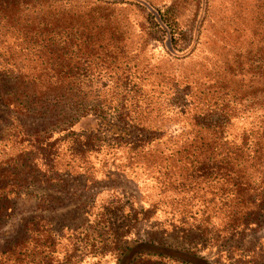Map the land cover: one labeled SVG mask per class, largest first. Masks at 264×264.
Masks as SVG:
<instances>
[{"label": "trees", "instance_id": "1", "mask_svg": "<svg viewBox=\"0 0 264 264\" xmlns=\"http://www.w3.org/2000/svg\"><path fill=\"white\" fill-rule=\"evenodd\" d=\"M98 1L0 0V141L21 145V152L16 150L0 167V228L15 213L13 198L15 202L20 198L39 201L35 212L21 216L15 237L0 242V264H81L87 258L86 245L100 250L108 243L120 250L116 264H134L146 254L182 264H210L190 250L133 242L128 218L137 223L146 212L130 205L127 209L120 199L111 202L119 204L108 211V217L101 216L95 223L107 231L96 235V228L90 232L74 229L72 247L60 256L57 246L62 237L52 228V218L42 213L47 205L28 189L37 183L51 186L50 180L56 182L58 158L64 151L85 163L90 154L117 147L127 150L140 170L152 174L159 193L215 185L219 212L227 219L229 233L264 222V193L253 187L254 176L249 172L264 147L256 142L251 153V146L243 141L236 157L230 151L223 154L218 143L221 125L212 102H202L200 96L198 104L189 107L195 96L177 87L172 90L169 110L192 111L193 128L185 135L194 133L195 138L164 146L172 136L145 116L149 112V106H144L146 96L138 94L142 80L133 79L129 71L126 25L111 16L113 9L108 6L124 0ZM171 10L151 12L153 25L147 35L164 32L167 48L177 53L185 49L186 32L178 28ZM100 62L104 69L95 71L92 66ZM103 72L114 73L107 84L120 89V95H92L95 87L105 86ZM31 115L51 118L54 127L44 133L28 132L23 120ZM4 131H9L7 138ZM106 233L107 239L102 238ZM96 257L98 263L104 258Z\"/></svg>", "mask_w": 264, "mask_h": 264}, {"label": "rangeland", "instance_id": "2", "mask_svg": "<svg viewBox=\"0 0 264 264\" xmlns=\"http://www.w3.org/2000/svg\"><path fill=\"white\" fill-rule=\"evenodd\" d=\"M107 1L112 0L98 3ZM108 6L113 9L111 16L126 25L129 71L133 79L142 80L138 94L146 96L144 106H149V112L145 116L172 136L164 146L174 142L181 145L195 138L194 133L185 135L193 128L192 111L180 114L169 110L172 90L177 87L195 96L189 107H195L200 96L202 102H212L221 125L218 143L223 154L230 151L236 157L243 141L251 146V153L256 142L264 147V0H124ZM167 8L172 9L178 28L186 32L184 51H169L164 32L154 34L158 39L147 35L153 25L151 12ZM92 67L102 71L105 65L100 62ZM111 75L114 73L101 74L105 86L95 87L93 96L120 95V89H110L107 84L115 77ZM23 122L31 133H44L54 127L49 117L31 115ZM181 132L184 133L180 135ZM3 134L7 138L9 131ZM19 149L21 145L11 140L0 141V167L10 161L16 150L21 152ZM129 157L125 149L104 148L90 154L83 163L64 151L58 158L56 182L50 180L51 186L37 183L28 188L44 199L42 205H47L42 213L52 218V228L62 237L57 246L60 256L65 248L72 247L74 229L90 232L96 228V235L97 231H107L95 223L101 216L108 217V211L119 204L111 202L120 199L127 209L130 205L138 212H146L137 223L128 218L130 237L135 243L147 241L148 245L190 250L210 264H264V222L260 227L229 233L224 223L227 219L219 212L215 185H202L190 192L159 193L152 174L140 170ZM259 158L254 157L249 172L254 176L253 187L264 193V154ZM36 199L11 200L15 213L0 228L2 244L15 237L21 216L36 211ZM102 238L107 239V233ZM86 246L87 258L81 264H116L120 250L111 243L100 250ZM99 255L104 258L98 263ZM134 264L182 263L146 254Z\"/></svg>", "mask_w": 264, "mask_h": 264}]
</instances>
